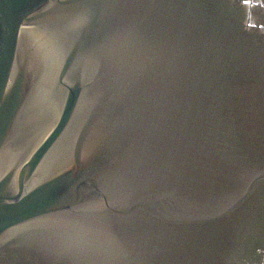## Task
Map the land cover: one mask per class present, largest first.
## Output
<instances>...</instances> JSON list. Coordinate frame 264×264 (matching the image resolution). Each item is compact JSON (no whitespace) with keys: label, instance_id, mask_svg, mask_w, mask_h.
Masks as SVG:
<instances>
[{"label":"water","instance_id":"water-1","mask_svg":"<svg viewBox=\"0 0 264 264\" xmlns=\"http://www.w3.org/2000/svg\"><path fill=\"white\" fill-rule=\"evenodd\" d=\"M264 0H0V264H264Z\"/></svg>","mask_w":264,"mask_h":264},{"label":"flooded vegetation","instance_id":"flooded-vegetation-1","mask_svg":"<svg viewBox=\"0 0 264 264\" xmlns=\"http://www.w3.org/2000/svg\"><path fill=\"white\" fill-rule=\"evenodd\" d=\"M263 21H264V18H263Z\"/></svg>","mask_w":264,"mask_h":264}]
</instances>
